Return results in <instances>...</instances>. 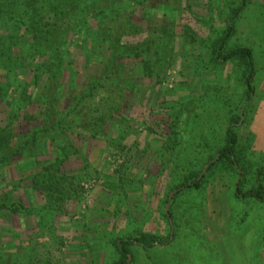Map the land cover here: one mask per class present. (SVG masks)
<instances>
[{"label":"rangeland","instance_id":"374dc122","mask_svg":"<svg viewBox=\"0 0 264 264\" xmlns=\"http://www.w3.org/2000/svg\"><path fill=\"white\" fill-rule=\"evenodd\" d=\"M11 1L2 4L17 11L13 16L33 20L26 11V0L16 1L19 7ZM91 1L99 14L90 11V28L83 25L84 37L75 28L69 31L65 20L70 16H64L55 39L59 46L65 45V53L69 48L71 52V70L62 77L67 90L106 58V49H86L85 42L110 9L132 13L136 26L146 31L143 35L158 40V48L135 60H123L119 84L124 82L125 87L121 110L125 124L120 126L110 119L95 130L90 126L89 132L78 126L73 129L74 147L67 148L70 155L64 162V170L79 181L78 194L72 200L59 203L62 209L55 203L49 206L30 188L29 179H25L23 189L9 194L12 202L38 208L39 219L21 215L0 218V264H115L121 257L112 247L114 240L137 234L168 237L165 208L169 196L192 174L206 176V183L200 190L173 196L169 213L175 224V240L169 246L149 250L131 246L129 264H264V204L236 196L240 181L241 194L257 188L255 176L264 167V0H252L251 9L238 20L228 44L229 48L250 45L255 50L257 96L246 115L241 68L237 62L213 60L211 51L240 0ZM173 18V33L171 25L161 34L148 29L147 22ZM9 31L0 25L3 40ZM141 39L129 38L132 43ZM144 61L152 62L150 78L142 69ZM133 67L137 74L130 76ZM3 72L0 69V80H4ZM15 72L20 80L32 79L29 70L20 67ZM14 83L11 81L7 89L23 92L22 85ZM7 89L3 86L2 92ZM103 96L98 86L95 98L90 97V105L84 104L76 117L82 122L88 113L86 107H90V124L92 118H99L106 108L100 105ZM38 109L36 104L30 105L26 113L34 115ZM6 110L0 103V121ZM239 114L242 120L234 122ZM228 125L239 138L244 178L242 170L239 177L224 167L208 174L210 162L225 145ZM53 141L57 148L49 144L42 152L52 151L63 158L58 148L63 141ZM26 163L29 166L33 160ZM14 178L20 179L18 174ZM8 180L5 172L0 174V191Z\"/></svg>","mask_w":264,"mask_h":264},{"label":"trees","instance_id":"16d2710c","mask_svg":"<svg viewBox=\"0 0 264 264\" xmlns=\"http://www.w3.org/2000/svg\"><path fill=\"white\" fill-rule=\"evenodd\" d=\"M3 1L0 0V20L2 21L0 25L7 26L10 31L4 40L0 36V69L4 70V80H0V103H4L7 108L0 121V174L5 172L9 180L7 186L0 191V218L21 215L24 218L35 217V220L38 221V208H28L22 202H12L8 197L9 194L14 190L23 189L25 179H29L30 188L39 192L44 201L49 203V206L55 203L62 209V204H66L78 194V190H76V181L79 182L78 177L70 175L64 170V162L70 155L67 148L74 147L71 142L74 134L73 129L78 126L89 132L90 126L95 130L106 125L110 119H114L120 126L125 124L121 114L125 87H123L124 82L119 84L124 71L123 60H135L141 57L144 52L148 53L150 50L158 48V40L146 38L147 35L144 36L146 31L142 32L136 26L132 13H120L115 9H110V13L105 17L103 11L100 10V14L104 16H101L97 28L90 34L91 36H86L87 39H90H86L85 43L86 49L91 46L106 49L107 56L99 62L96 70L81 82L74 80L67 90L62 77L66 71L71 70V62H68L71 52L69 48V53H65V45L59 46L55 39L61 31V24L66 19L64 16H70L65 20L66 25L70 26L69 31L75 28L76 32L84 37V26L89 25L90 28V11H97L92 6V1L76 0V4L72 5L73 0H26L29 5V8L25 6L26 11L31 12L34 16L33 20L29 21L13 16L15 13L17 14V11L13 10V7H7L5 3L2 4ZM16 1L18 0L11 2L15 7H19L16 5L18 4ZM145 1L143 0V3ZM252 4V0H240V4L231 10L226 19V25L221 35L211 45L213 60L220 63L237 62L238 67L242 70L241 79L245 89L242 98L244 115H246L254 97L257 96L256 77L259 71L257 70L255 50L250 45L229 48L228 44L236 33L238 20L251 9ZM96 13L99 14V12ZM174 15L175 11H173V17ZM86 17L88 18L83 19ZM147 23L148 29H157L156 32L158 31L160 34L168 25H171V33L175 30V18ZM77 25L78 28H76ZM132 37H141L142 39L132 43L129 40ZM20 67L32 73L31 80L17 78L15 70ZM142 67L144 74L150 78L153 72L152 62L144 61ZM135 71L133 67V74L128 73V75L137 74ZM11 81L12 84L15 82L14 84L22 85L23 92L20 93L14 89L8 90L7 88L11 87ZM3 86L7 91L2 92ZM98 86L101 87L105 95L100 100V105L103 108L106 106L105 112L99 118H92L90 124V107L85 106L88 113L81 122L76 114L84 104L90 105V97L95 98ZM34 104L39 107L37 114L26 113L27 107ZM235 117L234 122L242 120L240 114ZM225 135V145L218 152L217 157L210 162L208 174L214 169L224 167L239 177L241 175L239 171L242 170L244 178L245 169L238 156L239 138L232 125H228ZM54 136L57 138H53ZM92 137L96 138L97 136L92 135ZM53 140L63 141V147H58L63 153V158L54 156L52 151L42 152L43 148L49 144L53 148H57ZM46 156L49 157L48 160H42V157ZM29 160H33V164L28 166L26 162ZM17 174L20 179L14 181ZM263 176L264 167L255 176L257 188L246 194H241L240 185L242 182L240 181L236 188V196L243 195L244 198H251L264 204ZM205 183L206 176L200 178L198 175L192 174L189 178L184 179L182 186L176 188V195L184 194L187 190H200ZM59 211H55V216ZM166 217L170 226L168 237L137 234L131 238L114 240L112 247L121 257L115 264H129L131 246H139L144 250L169 246L176 238V229L171 213Z\"/></svg>","mask_w":264,"mask_h":264},{"label":"water","instance_id":"95a60500","mask_svg":"<svg viewBox=\"0 0 264 264\" xmlns=\"http://www.w3.org/2000/svg\"><path fill=\"white\" fill-rule=\"evenodd\" d=\"M239 173H241V172L239 171ZM175 194H176V192L170 194V196H169L168 203H167L166 208H165V212H166L167 216H169V207H170V203H171L172 198H173V196H174ZM128 263H130V257L128 258Z\"/></svg>","mask_w":264,"mask_h":264}]
</instances>
